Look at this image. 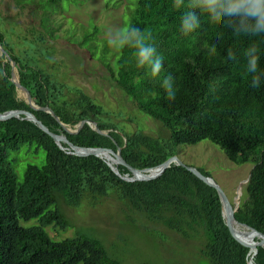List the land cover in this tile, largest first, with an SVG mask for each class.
<instances>
[{
	"label": "trees",
	"instance_id": "1",
	"mask_svg": "<svg viewBox=\"0 0 264 264\" xmlns=\"http://www.w3.org/2000/svg\"><path fill=\"white\" fill-rule=\"evenodd\" d=\"M61 1L49 0L47 5L58 6ZM198 4L199 0H184L177 8L174 0H135L127 27L139 28L147 42L156 47L163 59L158 75L153 76L147 66L137 65L130 46L120 48L115 69L104 61L118 87L139 111L170 132L168 139L143 131L128 133L104 120L109 113L102 105L81 88L56 79L37 55L16 54L1 29L0 45L16 62L20 82L37 106L51 108L73 129L81 121L93 120L108 135L96 132L89 124L79 134H70L50 113L33 109L19 97L11 80L12 65L1 52L0 114L29 111L51 132L66 136L77 146L116 152L120 148L125 161L137 169L162 164L176 155L180 145L208 140L231 162L253 163L235 216L238 222L264 234V84L252 87V75L245 70L249 48L255 46L264 53V36L235 34L223 17L213 18ZM189 11L197 13L200 25L185 35L180 21ZM85 34L82 44H89L92 36L87 31ZM102 49L104 58L109 53L108 44ZM229 49L235 60L227 58ZM38 64L44 65V70ZM260 68L264 70V55ZM168 76L173 78L174 100L167 97L163 87ZM34 146L46 151V162L29 163L19 180L11 156ZM116 168L119 175L104 158L75 155L69 144L59 146L38 124L24 117L0 122V264H122L98 238L78 234L56 241L46 230L70 225L59 207L60 197L68 205L80 207L84 200L94 203L112 193L152 223L182 236L191 232L200 235L205 239L201 254L210 264H264V247L254 255L232 236L217 190L185 167L173 163L158 179L135 182L123 178L133 177L126 166ZM197 169L210 176L205 169ZM31 220L39 224L22 225V221Z\"/></svg>",
	"mask_w": 264,
	"mask_h": 264
},
{
	"label": "rangeland",
	"instance_id": "2",
	"mask_svg": "<svg viewBox=\"0 0 264 264\" xmlns=\"http://www.w3.org/2000/svg\"><path fill=\"white\" fill-rule=\"evenodd\" d=\"M48 1L0 0V29L15 53L21 57L26 52L37 55L46 64V68L38 64L41 69L45 68L56 79L84 90L109 113L104 120L128 133L143 131L154 138L168 139L170 132L139 111L118 87L105 64L115 69L120 48L110 46L108 40L116 31L127 28L135 0H62L58 6L47 5ZM85 31L92 36L89 44H82ZM93 43L94 48H91ZM105 44H108L109 53L101 58ZM19 97L23 98L20 92ZM29 148L24 147L11 156L19 180L23 179L29 163L44 165L46 162L44 149L37 150L34 146L26 153ZM176 155L185 164L209 172L232 202L237 201L241 192L242 202L246 194L245 181L253 163L237 165L231 162L208 140L196 145H180ZM59 207L70 225L66 229L53 226L46 229L56 241L78 234L90 235L103 241L109 254L122 264H210L201 254L205 239L200 235L191 232L182 236L152 223L130 210L129 205L114 193L94 203L90 199L84 200L80 207H72L60 197ZM36 224H39L36 220L22 221L25 227Z\"/></svg>",
	"mask_w": 264,
	"mask_h": 264
},
{
	"label": "clouds",
	"instance_id": "3",
	"mask_svg": "<svg viewBox=\"0 0 264 264\" xmlns=\"http://www.w3.org/2000/svg\"><path fill=\"white\" fill-rule=\"evenodd\" d=\"M184 0H174L179 8ZM203 6L213 18L223 17L228 28L235 34L247 36H264V0H199L197 5ZM200 25L199 16L195 11L185 12L181 16V31L188 35ZM219 37H217L218 39ZM108 43L116 48L132 47L137 65L147 66L153 76L158 75L163 67L162 57L157 55L156 47L147 42V38L139 28L127 27L112 34ZM264 53L253 46L246 52L247 63L245 70L252 75L251 86L254 88L264 84V70L260 68L261 57ZM227 58L235 60L236 56L231 49ZM167 97L174 100L176 91L173 87V78L168 76L163 81Z\"/></svg>",
	"mask_w": 264,
	"mask_h": 264
},
{
	"label": "water",
	"instance_id": "4",
	"mask_svg": "<svg viewBox=\"0 0 264 264\" xmlns=\"http://www.w3.org/2000/svg\"><path fill=\"white\" fill-rule=\"evenodd\" d=\"M0 52L2 54H5L7 60L12 65V78L11 80L15 83L18 92H20L23 95V98L26 99V101L31 105V107L35 110H43L48 113H50L61 125L64 127V129L70 133V134H79L82 129L84 128L85 124H89L96 132L102 134V135H108L107 132L102 131L98 124L93 120H84L79 123L78 126H76L75 129L65 125L61 122L60 118L55 114V112L49 108V107H39L37 106L32 99L30 91L21 84L19 76L17 74V64L12 59V57L6 52L4 47L0 45ZM24 117L26 120H30L35 122L39 125V127L49 134L55 142L62 147V143L69 144L70 148L72 149L73 153L77 156L81 157H89V156H97L106 159L108 161L109 165L112 167V169L119 175V171L117 170L116 166L118 165H124L126 166L130 172L132 173L133 177L126 176L123 177L125 180L130 182L135 181H152L155 179H158L161 177L167 169L171 167L173 163H177L180 166L185 167L190 172H192L194 175H196L199 179H201L203 182H205L207 185L215 188L217 192L220 195L221 201L223 203V214L224 218L226 219L227 226L232 234V236L242 245L248 247L251 251H254V255L258 253L259 247H264V234L259 232L258 230L251 228L245 224H242L238 222L236 219V212L239 210L241 201H240V194L237 196V201L232 202L231 199L228 197V195L225 193V191L222 189V187L210 176L204 175L201 171H199L196 167L190 166L185 164L177 155H174L170 157L168 160L163 162L162 164L146 168V169H137L133 166L129 165L123 155L122 150L119 148L118 151H114L112 149L108 148H87V147H80L72 142H70L66 136L63 135H57L53 132H51L48 127H46L33 113L29 111L24 110H13L8 111L6 113L0 114V122L7 121L12 118H20ZM250 177L245 181V184H247L250 180ZM260 238L261 240L259 242H256L255 239ZM250 264H253L250 262Z\"/></svg>",
	"mask_w": 264,
	"mask_h": 264
}]
</instances>
